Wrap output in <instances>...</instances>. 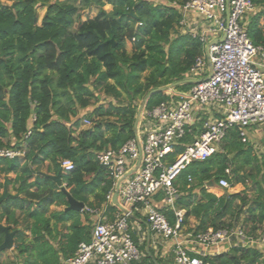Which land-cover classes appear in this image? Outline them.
I'll use <instances>...</instances> for the list:
<instances>
[{"label":"trees","instance_id":"16d2710c","mask_svg":"<svg viewBox=\"0 0 264 264\" xmlns=\"http://www.w3.org/2000/svg\"><path fill=\"white\" fill-rule=\"evenodd\" d=\"M185 1L14 0L11 5L0 1V148L24 151L23 160L0 158L4 176L0 187L9 193L0 201V223L16 230L15 258L0 259V264H62L79 242L89 240L90 229L83 224L81 211H50V206L65 208L68 202L61 186L43 173L56 175L61 169V184L85 205L99 206L104 201L112 181L96 153L118 148L132 138L134 102L160 86L183 80L201 54L197 37L176 30L181 18L178 6ZM250 1L258 10L247 18V33L254 44L264 46V0ZM106 3L111 5L109 11L103 8ZM40 6L45 11L38 23ZM92 6L98 8L95 17L82 20V13ZM132 38L129 53L125 45ZM188 85L184 82L175 89ZM94 89L118 102L126 97L128 104L107 102L106 108H93L84 117L96 122L77 132L79 110L90 105ZM166 98L164 92H154L145 108ZM64 160L71 161V170L62 169ZM227 166L232 171L231 177L226 176L230 182L248 179L255 185L252 200L245 193L224 190L216 195L206 189L205 183L216 185L225 176ZM246 167L250 170L240 175ZM188 175L192 177L189 187ZM175 184L180 191L176 204L185 209V223L195 219L196 231L234 221L252 234L264 229V153L259 155L252 144L242 143L236 127L223 139L222 151L189 164ZM165 212L172 220L173 214ZM227 215L232 221L225 220ZM59 223L65 233L58 230ZM3 238L0 229V244ZM145 246L146 241L139 245L142 250ZM152 259L158 264L165 260L148 247L143 261L154 264ZM208 260L210 264H264V254L255 248H234Z\"/></svg>","mask_w":264,"mask_h":264},{"label":"built area","instance_id":"2783aa9c","mask_svg":"<svg viewBox=\"0 0 264 264\" xmlns=\"http://www.w3.org/2000/svg\"><path fill=\"white\" fill-rule=\"evenodd\" d=\"M253 9L250 0H186L178 6L176 30L207 43L208 64L198 55L184 73L183 80H191L186 90L164 91L167 98L151 109L144 103L134 136L118 148L96 153L111 187L99 206L83 205L89 240L79 242L62 264H150L139 247L145 233L140 232L138 242L134 239L141 222L151 229L149 244L156 254L167 255V264H210L208 257L234 248L264 251V229L252 234L243 223L232 222L196 231L195 224L185 223L175 184L189 164L217 152L233 127L245 144L257 137L258 129L264 136V46L254 44L246 29ZM81 124L91 120L84 117ZM23 154L21 148H0V158ZM61 167L71 170L72 163L64 160ZM224 174L216 185L229 189L230 166ZM187 181L189 187L190 175ZM165 211L173 214L172 220Z\"/></svg>","mask_w":264,"mask_h":264},{"label":"rangeland","instance_id":"374dc122","mask_svg":"<svg viewBox=\"0 0 264 264\" xmlns=\"http://www.w3.org/2000/svg\"><path fill=\"white\" fill-rule=\"evenodd\" d=\"M0 1L2 3L6 4V5H11L14 2V0H0ZM103 8L106 11H109L111 9V5L106 3L103 6ZM37 11H38V23H39L42 15L44 14L45 8L40 6V7L37 8ZM97 12H98V8L95 7V6H92V7H90L89 9L85 10L82 13L81 18H82V20H84L86 18H93V17H95ZM76 26H77V24L75 23L73 28H76ZM206 40L209 41L210 40V36H207ZM206 44L207 43H204L202 45L201 55H202L203 59L205 60V62L208 64V56H207V53H206ZM125 47H126L127 52H129V53L132 52V44H131V42L126 41ZM147 73H148V71H145L142 74L141 79H143L145 77V75H147ZM165 85H167V84H165ZM189 86H190V84L187 86V88ZM89 87L92 89L91 85H89ZM175 88L176 87H174L173 89H175ZM175 90L179 91V90H186V89H175ZM93 91L95 93V98H92L90 100V105L87 108L79 110L80 126L78 127L77 132H80L81 130L86 129V128H90L94 124V122H96V120H95L96 117H94L95 121H93V122L91 121L90 125L84 126V125L81 124L82 123V119L84 118V116L86 114H88L90 111H92L93 108H95V107H97L99 105H102L104 108H106L107 107V102H111L113 105H117V104L127 105L128 104V99H126V97H123L122 101L118 102V101L112 99L111 97H105L102 90L94 89ZM165 93H167V92H165ZM143 100H144V98L143 99H138V100H136L134 102V104L137 106V110L142 105ZM109 119L113 120L114 116H111ZM256 136L257 137H255V139H253L252 146H253L254 152L259 153V155H260L261 153H264V141H263L264 136L262 134V129H258V132H257ZM222 146H223V141H221L217 145L218 151H222ZM20 159L23 160V156L20 157ZM42 169L44 170L45 168L43 167ZM249 170H250V167H246V169H244L243 171H240L239 174L242 175L243 172L245 173V172H248ZM11 177H12L11 174L8 175V178H11ZM233 178H234V176H233ZM3 181H4V176L0 175V182H3ZM3 191H4V188L0 187V192H3ZM209 191L212 192V193L216 192L217 193L216 195H220L221 193L224 192V191H221V190H219V189H217L215 187L209 189ZM226 191L232 192V193H241V194L245 193L248 196L249 200H252L254 195H255V185L252 182H250L248 179H246V182H242V181L236 182L235 180H232L229 189H226ZM60 209H64V206H55V205L50 206V211H58ZM244 210H246V206L242 209V212H241V214L239 216V220L242 219V217L244 215ZM81 220H82L83 224L86 223V216L84 214H82ZM225 220L227 222L228 221H232V216L227 215L225 217ZM68 223H67V225H68ZM189 223H192L191 218L189 219ZM57 228L62 233H65L67 231L65 226L63 224H60V223L57 224ZM262 252L264 254V251H262ZM14 258H15V251L13 250V248L4 249L0 253V259L3 262L12 261ZM162 264H167V261L162 260ZM241 264H242V262H241Z\"/></svg>","mask_w":264,"mask_h":264},{"label":"water","instance_id":"95a60500","mask_svg":"<svg viewBox=\"0 0 264 264\" xmlns=\"http://www.w3.org/2000/svg\"><path fill=\"white\" fill-rule=\"evenodd\" d=\"M223 38H220V40H222ZM111 42L113 43V40L111 39ZM191 80H179L173 83H169L167 85H163L160 86L152 91H150L147 95L146 98H144L142 105L139 107V109L136 112L135 115V119H134V123H133V129H134V133L136 131L137 128V124H138V120H139V116L141 114L142 111V106L143 104L146 102L147 98L154 92H164L166 90L169 89H173L174 87L183 84L184 82H190ZM43 173V172H40ZM46 176H49L51 179H53L54 181H56V183L61 186V190L65 193L66 195V199L68 202V205L64 208L65 211H69V210H76V211H81L82 207L84 205V203L82 201H78L76 200L69 192H67V190H65V187L61 184V178H60V174H61V169L59 170V172L56 175H51V174H46L43 173ZM208 186H213L214 183L212 181L207 183ZM8 191L6 189H4L2 195L0 196V201H2L5 197H7L8 195ZM113 202L115 203L116 201V193L113 194ZM0 229L4 232V238L2 243L0 244V251L4 250V249H11L13 248L14 242V236L16 234V230H10V228L8 226H4L3 224L0 223ZM149 247V239H147V243H146V250H148ZM154 264H158L156 262L155 259H152Z\"/></svg>","mask_w":264,"mask_h":264},{"label":"crops","instance_id":"0c3cea01","mask_svg":"<svg viewBox=\"0 0 264 264\" xmlns=\"http://www.w3.org/2000/svg\"><path fill=\"white\" fill-rule=\"evenodd\" d=\"M154 2H163V0H153ZM258 10V8L257 7H255L254 6V9H253V12H251L249 15H248V17L252 14V13H255L256 11ZM264 20V19H263ZM262 20V21H263ZM263 141H264V138H263ZM253 143V140L251 141V143L250 144H252ZM213 187H215V188H217V189H219V190H221V191H224V190H226V189H221V188H219L217 185H213V186H208V187H206V189L209 191V189H211V188H213ZM210 192V191H209ZM214 194H217L216 192H214ZM191 221H192V223L191 224H196V221H195V219L194 218H191ZM141 230L139 231V233L138 234H135V237H134V239L138 242L139 240H138V236H139V234H140V232H143V233H145V235H146V243H147V239H149V241L151 240V238H152V231H151V229L148 227V225L145 223V222H141ZM150 243V242H149ZM149 248H151V250H152V252H153V255L154 256H159V257H162V258H164L166 261H167V255L165 254L164 256H163V253H162V255H161V252L159 253V254H156L155 253V251H154V249L152 248V246H151V244H149ZM145 249H146V246H145ZM169 250V246L167 245V246H164L163 248H162V251L164 252V253H166L167 251Z\"/></svg>","mask_w":264,"mask_h":264}]
</instances>
